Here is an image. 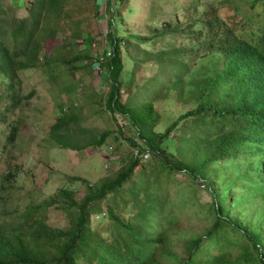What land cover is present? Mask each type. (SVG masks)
Returning a JSON list of instances; mask_svg holds the SVG:
<instances>
[{
	"label": "trees",
	"instance_id": "obj_1",
	"mask_svg": "<svg viewBox=\"0 0 264 264\" xmlns=\"http://www.w3.org/2000/svg\"><path fill=\"white\" fill-rule=\"evenodd\" d=\"M66 1L28 0L27 15L19 17L15 11L3 12L4 1L0 0V83L7 81L13 88L6 94L11 98L9 105L19 103L18 87L12 86L14 81L20 83L19 69L45 66V73L65 97L49 126L50 136L59 146L81 151L91 145L100 150L107 148L104 145L110 136L114 145L107 150L117 155L123 148L118 133L132 145L116 170L104 179L85 183L81 197L60 187L46 200L26 204L23 222L28 224L22 231L36 242H24L19 238L21 231L14 232L18 238L15 247L0 234V264H167L154 247L169 240V229L187 204L198 205L195 194L200 180L206 182L212 196L204 206L205 213L213 211L215 216L204 226V233L178 238L186 255L173 250L168 258L173 264H264V232L252 225V218L247 219L250 215L241 206L243 199L251 203L264 229V0L250 1L251 7L261 6L257 11L242 10L228 0H191L180 14L176 10L174 22L149 26L142 34L123 28L118 6L128 9L130 0H106L111 11L105 31L107 47L96 58L88 49L66 54V43L50 45L57 28L70 29L72 37L78 38L75 31L85 22L84 17L64 13ZM97 36L94 42L98 44ZM83 58L85 62L73 64ZM125 59L130 63L128 80L122 76ZM94 61L105 74L104 92L95 87L90 92V84L83 82L81 74L76 80L71 76L72 70L92 66ZM150 63L157 66L156 71L135 85L137 71ZM158 100L166 109L179 101L193 105L172 111L173 119L165 123L159 112L152 113ZM93 103L99 105L94 115L104 109L113 116L121 115L135 130L134 138L125 135L120 124L117 134L107 126L85 139L83 110ZM122 115H127L128 121ZM175 127L178 130L172 136ZM15 129L14 124L10 139ZM144 152L152 156L139 155ZM153 162L156 172L154 166L150 169L154 175L146 170ZM171 173L191 179L181 177V185L175 183L170 199L178 201L172 199L174 203L165 210ZM17 175L24 178L26 173L9 169L0 180L10 184ZM230 187H242L244 192L230 194ZM120 191L128 194L119 196L121 203L116 200ZM139 195L140 202L130 204V198ZM104 198L111 200L106 207L108 220L100 207ZM48 205L64 211L66 229L45 223L40 210ZM221 224H228L242 241L223 236L218 229ZM208 236L210 241L200 245ZM233 242L240 247L236 255L230 252Z\"/></svg>",
	"mask_w": 264,
	"mask_h": 264
},
{
	"label": "rangeland",
	"instance_id": "obj_2",
	"mask_svg": "<svg viewBox=\"0 0 264 264\" xmlns=\"http://www.w3.org/2000/svg\"><path fill=\"white\" fill-rule=\"evenodd\" d=\"M3 1V12L5 11L11 14L15 11L19 17L27 15L26 4L28 0ZM250 1L251 0H228L231 4L235 2L237 5L241 6L242 10L257 11L261 8L259 4L251 7ZM11 3L14 4V8L11 7ZM190 3L191 0H130V7L128 9H125L124 6H118V9L124 18L123 28L128 31L142 34L148 31L149 26L159 25L163 21H165V23L168 21L174 22L176 10H178L180 14V10ZM64 13L70 16L84 17L85 22L81 24L79 30L75 31L78 34V38L72 37L73 35L70 34V29L58 30L57 28L54 30V37L50 44L52 48L63 42L67 44V47L64 49L66 54L88 49L94 58L98 55H103L104 49L107 47L105 43V31L111 20V11L107 1L94 0V2H92V0H67ZM51 22L53 28L55 25L54 17L51 18ZM123 28H121L122 31ZM96 36L98 40H101L98 44L94 42V37ZM90 39L92 40L89 41ZM43 47L49 49L45 45H43ZM52 53L56 54V50L53 49ZM83 62H85L84 58L74 61L73 64L76 65ZM128 66H130V63L125 59V68L122 71V76L126 80H128L130 76V69H128ZM156 69L157 66L155 64H146L145 67L137 71L134 84H141L144 79L156 71ZM18 74L20 83L18 84L14 81L12 86L18 87L17 98L19 99V103L15 104L13 107L9 105L11 98L6 97V94H11L13 92V88L9 87L7 81L0 83V177L3 176L7 170L15 168L22 173H26L24 178H20L17 175V178L10 184L7 183V181L1 182L0 180V234L8 237L6 243H13L15 247H17L18 238L12 235L14 232L21 231L22 234L19 238L24 242H36L31 235L22 231L28 224L27 220L23 222L25 220L24 211L26 209V204H37L43 199L46 200L49 195H55L57 189L60 187L70 188L75 192L77 198L81 197L85 192V183H92L96 180L104 179L107 174L116 170L119 166L118 161L126 159L125 151L131 148L132 145V143H129L127 139L118 133L123 148L119 149L116 153L117 155H111L108 151L111 147L110 144L114 145L113 137L110 136L104 145L107 146V148L104 147L105 149L102 148L100 150L91 145L83 148L81 151L59 146L53 140L52 136H50L49 126L60 113L59 103L64 100V94L59 92V86L55 85L54 80L50 79L49 75L45 73V66L19 69ZM80 74L83 77V82L85 84H90V92H94V87L102 92L107 89V84L103 81L105 75L104 71L98 66L96 61L93 62L92 66L77 68L71 71V76L74 80H76ZM29 92L31 93L28 94ZM123 98H125V95ZM162 103L161 100L156 101L152 113L155 114L159 112L160 120L165 123L173 119L172 111L177 113L182 107L188 109L193 105L188 100L179 101L177 105L172 106V109H166L162 106ZM97 107H99V105L96 106L94 103L90 105L86 104L83 110L84 118L82 124L84 127L83 137L85 139L93 138L94 135H98L100 131L107 126L113 128L114 134H117L116 127L120 125L122 119L120 117L121 115L117 113L113 116L107 109H104L100 115H94V108ZM122 116L128 121L127 115ZM85 118H87V120H85ZM14 124L16 126L15 133L10 139L8 134L10 128ZM123 126L125 135H130L134 138L135 130L130 127L129 123L127 122V124ZM176 130H178V127H175L171 132L172 136H174ZM134 153L137 154V150H134ZM185 153L188 152L185 151ZM139 155L148 156L147 152L143 154L139 153ZM151 156L152 155L149 154L147 158ZM8 157H10L9 160ZM151 167H153L152 170H154V162L150 164L149 168L146 166L147 173L154 175L155 173H152ZM181 177L186 179L190 178L189 176L171 173V178L167 182V190H169L167 195L169 199H166L167 205H165V210L174 203L172 199L178 201V198L174 197L170 199V196H172L175 191V183L181 185ZM17 181L19 183L13 186L12 184ZM183 182L184 181H182V184ZM199 182V187H197L198 192L195 194L199 206L187 204L180 218L177 219L176 223L169 229V240L159 243L154 247V251L158 252L157 256L160 259L163 258V261L167 264L175 263V261L168 258L173 250L180 256L186 255V252L180 248L181 244L178 238L186 234L204 233V226H209L215 216L213 211L210 215L209 213H205L204 206H208L212 196L209 194L208 188L206 189V182L204 180H200ZM245 185L246 183H244V186ZM157 190L161 192L160 188ZM239 190L244 192L242 187H230L229 193L234 194ZM122 194L123 193L120 191L116 197L119 203H121L119 196ZM123 195L124 197H128V194ZM140 195L130 198V204L139 203ZM108 203H111V200L109 198H104L100 205L104 211L102 216H104L105 220H108L106 212ZM241 206L250 215L247 219L251 220L252 218V225L263 233L264 229L261 225L262 219L258 216V213L255 212L253 205L251 203L246 204L243 199ZM194 209L197 211L190 215ZM40 211L44 214L45 223L49 227L60 229L67 228L68 219L64 211L58 208L57 205H48ZM96 223L97 220L92 221L91 226H94ZM218 229L223 236L236 238L234 236L235 231L228 224H221L218 226ZM235 240H237V238ZM209 241L210 236L204 237L199 244L203 246ZM241 241L242 239L239 237L238 242L240 243ZM234 243L237 242L231 244V255H236L240 249L238 245H233ZM165 250H168V253H161ZM203 251L205 250L203 249L198 253L201 254Z\"/></svg>",
	"mask_w": 264,
	"mask_h": 264
},
{
	"label": "built area",
	"instance_id": "obj_3",
	"mask_svg": "<svg viewBox=\"0 0 264 264\" xmlns=\"http://www.w3.org/2000/svg\"><path fill=\"white\" fill-rule=\"evenodd\" d=\"M120 124L125 125V121L121 119ZM103 149H105V148H103Z\"/></svg>",
	"mask_w": 264,
	"mask_h": 264
}]
</instances>
